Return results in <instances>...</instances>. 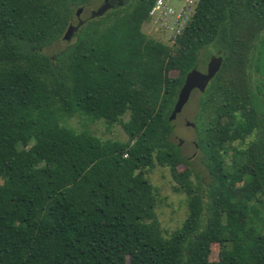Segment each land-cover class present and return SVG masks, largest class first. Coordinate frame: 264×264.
Returning a JSON list of instances; mask_svg holds the SVG:
<instances>
[{
    "label": "trees",
    "instance_id": "16d2710c",
    "mask_svg": "<svg viewBox=\"0 0 264 264\" xmlns=\"http://www.w3.org/2000/svg\"><path fill=\"white\" fill-rule=\"evenodd\" d=\"M91 1L0 0V264H264V97L249 74L264 0H196L173 45L141 30L155 0H132L46 53ZM204 48L223 57L198 101L206 186L169 120ZM76 115L128 139L65 123ZM155 164L187 196L169 234L145 176Z\"/></svg>",
    "mask_w": 264,
    "mask_h": 264
},
{
    "label": "rangeland",
    "instance_id": "374dc122",
    "mask_svg": "<svg viewBox=\"0 0 264 264\" xmlns=\"http://www.w3.org/2000/svg\"><path fill=\"white\" fill-rule=\"evenodd\" d=\"M156 1L152 4L147 19L142 23L141 30L147 37H154L168 45H173L176 41V34L182 32L186 23L191 18L196 0H159L158 4ZM102 2L103 0H92L88 5L82 6V10L78 16L73 14L70 24L77 25L80 20L84 21L87 19L91 15V12L96 10ZM131 2L132 0H124V3L115 7L126 6ZM76 10L77 7L75 8V12ZM75 37L73 35L69 41L60 38L45 48L44 51L53 57L55 53L73 42ZM209 51L210 48H204L200 51L197 68L202 72L206 70L209 56L214 52L212 51L207 55ZM247 54L249 57V52L246 53V57ZM177 73L176 70L170 72L171 76H176ZM249 74L253 86L261 87V93L264 97V34L255 53L254 62L252 66H249ZM200 94L201 92L198 90L192 91L190 98L173 120L172 140L179 145L181 153L189 160V164L193 170L190 176L191 180L193 182L201 181L206 186L210 181L208 170L203 162L201 149L196 151L194 146V143L198 140V135L202 132L203 125V122L198 120L197 114ZM122 118L126 120L128 114L126 113ZM65 123L77 130H88L101 139H116L120 141L128 139L127 134L118 122L108 125L102 119L90 120L86 116L76 115ZM188 123H194V127ZM253 136L246 139V142L252 139ZM235 144L238 145L239 143L236 142ZM195 152L196 155L194 156ZM178 168L182 169L183 165H179ZM145 176L157 191L155 213L164 234H169L182 224L187 215V196L183 191L174 190L176 183L172 179L167 167L155 164L152 168L145 171Z\"/></svg>",
    "mask_w": 264,
    "mask_h": 264
},
{
    "label": "water",
    "instance_id": "95a60500",
    "mask_svg": "<svg viewBox=\"0 0 264 264\" xmlns=\"http://www.w3.org/2000/svg\"><path fill=\"white\" fill-rule=\"evenodd\" d=\"M108 7L109 6L104 2L96 10H93L91 12V15H100L105 10H107ZM81 10L82 7H79L76 10L77 16L79 15ZM81 23L82 21L80 20L77 25L69 24L62 38L64 40H70L74 31L78 28ZM221 60V56H211L204 72L200 71L197 68H192L186 73L183 84L178 91L177 98L169 115V120H174L176 118L177 114L182 110L184 104L188 101L190 93L194 88L198 89L199 91H204L208 82L218 72L221 65Z\"/></svg>",
    "mask_w": 264,
    "mask_h": 264
},
{
    "label": "flooded vegetation",
    "instance_id": "af4514ba",
    "mask_svg": "<svg viewBox=\"0 0 264 264\" xmlns=\"http://www.w3.org/2000/svg\"><path fill=\"white\" fill-rule=\"evenodd\" d=\"M106 3L109 7L108 8H113V7H115L116 5H119V4H122V3H124V0H103V2H102V4L103 3ZM211 56H221L222 57V54L219 52V51H217V50H214V52L213 53H211V55L209 56V59L211 58ZM222 59H223V57H222ZM209 61V60H208ZM208 63V62H207ZM221 65H222V60H221ZM221 65H220V67H221ZM207 66V65H206ZM198 69V68H197ZM220 69V68H219ZM219 71V70H218ZM210 82V81H209ZM208 82V83H209ZM208 85V84H207ZM194 90H198V89H196V88H194L192 91H194ZM192 91H191V93H192ZM199 91V90H198ZM201 92V91H200ZM191 93H190V95H191ZM189 98H190V96H189ZM185 105V104H184ZM188 124H190L192 127H194V123H188ZM194 146H195V149H196V151H198V150H200V146H199V144H198V140L194 143ZM196 155V152L194 153V156Z\"/></svg>",
    "mask_w": 264,
    "mask_h": 264
},
{
    "label": "built area",
    "instance_id": "2783aa9c",
    "mask_svg": "<svg viewBox=\"0 0 264 264\" xmlns=\"http://www.w3.org/2000/svg\"><path fill=\"white\" fill-rule=\"evenodd\" d=\"M156 2H157V4H158V3H159V0H157ZM194 8H195V7H194ZM193 12H194V10H193ZM192 14H193V13H192ZM180 33H181V32H178V33L176 34V36L179 35ZM176 36H175V38H176Z\"/></svg>",
    "mask_w": 264,
    "mask_h": 264
}]
</instances>
